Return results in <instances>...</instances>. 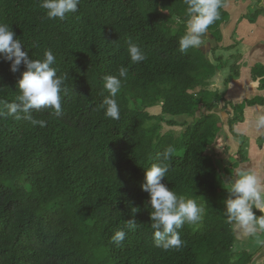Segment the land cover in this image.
Returning a JSON list of instances; mask_svg holds the SVG:
<instances>
[{"label":"trees","instance_id":"1","mask_svg":"<svg viewBox=\"0 0 264 264\" xmlns=\"http://www.w3.org/2000/svg\"><path fill=\"white\" fill-rule=\"evenodd\" d=\"M39 2L0 0V22L30 57L53 51L57 74L68 76L67 92L59 115L34 113L44 127L0 118V264L250 262L247 254L233 261L234 227L224 214L230 177L221 176L209 153L221 129L215 110L222 96L209 90L217 66L200 49L178 48L183 0H81L64 20L46 19ZM220 15L209 27L217 42L228 17L223 7ZM130 42L146 60L131 62ZM10 65L0 54V99L9 103L26 70L22 64L12 73ZM122 66L128 76L117 95V121L100 104L108 95L103 78L118 76ZM170 145L175 151L162 182L195 199L205 215L198 226L186 223L178 230L179 249L165 251L155 246L152 209L141 185L145 170L160 163ZM119 230L126 236L117 246L111 237Z\"/></svg>","mask_w":264,"mask_h":264},{"label":"clouds","instance_id":"2","mask_svg":"<svg viewBox=\"0 0 264 264\" xmlns=\"http://www.w3.org/2000/svg\"><path fill=\"white\" fill-rule=\"evenodd\" d=\"M81 0H40L39 7L46 11V19L64 20L67 14L75 13ZM186 5L185 31L179 38L178 48L181 53L189 49H201L205 39H210L209 27L221 19L220 9L224 7L223 0H183ZM264 3V0H262ZM24 45L16 37L8 24L0 22V54L5 61H10V71L24 70L18 80L19 94L15 101L9 103L0 99V118L11 117L15 120H25L33 126L44 127L46 122L34 118L35 112L45 109L52 110L56 115L61 112L62 93L67 92V74L58 75L56 56L51 49H44L42 58H32ZM33 47H38L34 44ZM128 54L132 63L146 60V54L135 43H129ZM128 76V69L120 67L118 76L107 75L103 78V89L108 93L100 108L104 115L112 120L120 119V106L117 95ZM257 78L256 85L260 83ZM250 126L256 131L264 130V114H258L250 121ZM175 148L168 146L160 163L152 164L145 170V183L141 185L148 193L147 205L150 212L151 229L155 246L167 251L179 249L182 246L179 229L186 223L196 225L202 221L205 209L193 198L178 195L162 182L169 171L170 160ZM229 197L224 201L226 222L232 224L243 237L251 238L257 246H264V178L252 168H238L234 175L224 185ZM258 210L262 215H256ZM134 221H128V227H135ZM123 230L116 231L111 242L117 246L125 239Z\"/></svg>","mask_w":264,"mask_h":264},{"label":"crops","instance_id":"3","mask_svg":"<svg viewBox=\"0 0 264 264\" xmlns=\"http://www.w3.org/2000/svg\"><path fill=\"white\" fill-rule=\"evenodd\" d=\"M242 1L226 0L223 9L228 17L219 29L220 42L210 34L205 39L208 44L200 49L217 66L209 90L222 96L215 110L221 129L209 153L221 176L230 179L238 168H252L264 178V130L258 132L249 123L264 114V3ZM253 8L255 14L250 16L248 11ZM231 58V63L223 64ZM221 64L226 68L219 67ZM257 78H262L258 86Z\"/></svg>","mask_w":264,"mask_h":264},{"label":"rangeland","instance_id":"4","mask_svg":"<svg viewBox=\"0 0 264 264\" xmlns=\"http://www.w3.org/2000/svg\"><path fill=\"white\" fill-rule=\"evenodd\" d=\"M228 1H230V0H228ZM239 2H243V1L242 0H240V1L236 0V3H239ZM246 4H247V2H246ZM255 10H256V8H253V9H250L248 11L250 13V16L255 14ZM251 20L254 21V17H252ZM207 44H208V41L205 40V43L203 46H206ZM201 48L203 49V47H201ZM207 54H208V52H207ZM229 63H231L230 59H229ZM255 70H259V68H256ZM216 93H218V95H220L219 92H216ZM159 110L160 109H155L152 112L158 113ZM236 111L241 113L240 110H238V109H236ZM168 130H174L176 132V134H178V133H180L181 128H179V127L170 128V127L164 126V131H168ZM234 164L236 165L237 163L235 162ZM228 197H229V193L227 192V198ZM254 211L256 212V215H262V213H260L258 210L254 209ZM196 226H198V225H196ZM234 233H235V239L236 240H235V245H234L235 256L233 258V261L235 259H237L239 256L241 257L240 258L241 260H244L245 259L244 256H245V254H247V255H251V260L247 264H264V246L255 245L251 238L243 237L238 230L236 231L235 228H234ZM261 236H262V238H264V234H261Z\"/></svg>","mask_w":264,"mask_h":264}]
</instances>
